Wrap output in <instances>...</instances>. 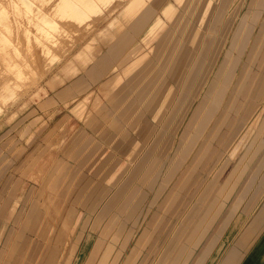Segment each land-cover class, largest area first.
Wrapping results in <instances>:
<instances>
[{
	"label": "rangeland",
	"instance_id": "374dc122",
	"mask_svg": "<svg viewBox=\"0 0 264 264\" xmlns=\"http://www.w3.org/2000/svg\"><path fill=\"white\" fill-rule=\"evenodd\" d=\"M130 1L0 0V264H165L168 257L166 264H219L225 257L223 264L264 206L260 172L248 189L264 147V0ZM147 6L159 31L141 39L154 36L152 46L167 31L154 52L171 77L169 87H155L161 98L151 109L162 108L155 133L127 157L94 133L132 132L125 108L116 111L105 95L123 66L116 37L105 32H115V20L127 29V18H142ZM183 19L192 41L176 29ZM176 45L182 55L169 62L167 49ZM86 46L91 60L82 67L75 56ZM86 139L96 145L83 147ZM220 199L208 228L205 212ZM241 217L244 225L227 239ZM186 248V259L178 258Z\"/></svg>",
	"mask_w": 264,
	"mask_h": 264
},
{
	"label": "crops",
	"instance_id": "0c3cea01",
	"mask_svg": "<svg viewBox=\"0 0 264 264\" xmlns=\"http://www.w3.org/2000/svg\"><path fill=\"white\" fill-rule=\"evenodd\" d=\"M127 19L129 20L127 29L126 28L124 29V26L121 23H119L117 20H115L112 23L115 26V32H112L110 30H107L105 32L109 36V41L114 39V37H116L114 51L118 54H121L122 63H123L122 64L123 66L120 68V71H118L114 75V77L108 82V87L105 95L106 96L108 95V101L112 103L113 108L116 111H118L121 108H125L123 110L125 117L123 118H125L126 127L129 128L132 132L128 131L125 133L122 131L123 133L120 132V134L118 135H113V134L110 135L109 133L102 132L101 131L102 128H101V130L94 129V133L96 136H100V138H107V141L109 142V146L113 150H116L118 153L125 154L126 151H128L125 155L129 157V154L133 153L135 149H140L142 147L141 142L143 135L149 134V136H151L155 133L154 120L157 119L158 117L159 118L161 117L162 108L160 109V112L158 114H155L154 110L152 111L151 109L152 105L154 104L160 92L159 90H155L154 88L155 87L161 88L164 86L169 87L170 84L169 78L171 77V75L169 72H167L166 64H163L160 58H156L154 52V48L158 40L161 37H163L167 31H165L159 37V39L154 43V45L150 46L149 43L152 41L154 36L149 40H147L146 42H144L141 39V35L147 30L150 23L154 19L152 18H127ZM91 53H92L91 47H87V46L83 47L81 51H78L76 53L75 57L79 60L80 63H82V67L86 66L87 63L91 60L90 58ZM101 64L102 62L99 63V66H101ZM113 69H116V67L114 66ZM75 71L76 70L74 69L73 73H75ZM140 71H142L143 73L142 75L143 79L141 85H139L137 81V74ZM129 99L130 102L127 103ZM88 120L89 119L85 121V124H89ZM143 123H145L146 125L145 124L143 125ZM147 125L153 127L152 133H149L148 131L149 127ZM191 133L194 132L191 130ZM167 142L170 144V139H168ZM86 145L92 147L96 145V142L92 141L91 139H86L83 142V147ZM263 150L264 147L261 149L259 155L256 157V159L253 162L254 165H256V163H261L259 164L261 167L259 166L260 169L254 175V178L251 181L248 189L250 187H253L255 183V177L259 172H260L259 175L261 174L262 177V183H263L262 186L264 185V160L263 158H261L262 154H260ZM84 157L82 159L83 162H81L80 164L84 163L85 160ZM174 159H176L175 163L178 162L177 161L178 159L176 157V152L174 154ZM247 163L248 162H246V164ZM246 164L244 165L245 166L244 169H238V171H235L236 173H234L233 176L234 183L229 190L225 189L223 194L224 197H228V195L231 194V192L237 185L238 181L240 180L241 176L243 175L246 169ZM116 165L119 166V162L115 163L113 166ZM240 168H242V165L240 166ZM175 170H172L171 173H173ZM250 172L251 170L247 171L243 180L247 179ZM107 174H110L109 171ZM170 178L163 181V185H165L164 183H167ZM248 189L246 191H248ZM257 192L258 194L260 193V195L262 194L259 189H257ZM220 201L221 199L218 202H216L214 205L209 207L205 212L203 221L204 222L207 221V223H209L208 228L211 226L212 222L215 220V218L217 217V215L221 210L222 205L220 207L219 204L221 203ZM228 221L229 220L227 218L226 222L223 225V230H225ZM243 225H244V219L242 217L236 219L234 223L229 226L228 232L226 234L227 236L226 238L229 239L233 234L239 231ZM262 225H264V206L258 211L257 215L254 216L252 220H250L248 225L239 232L238 237L236 238V241L233 244V247L227 252V254L229 252L230 253L228 254L223 264H239V263L264 264V231L260 239L257 242H255V244H253V248L245 256L243 253V251L246 250L247 247H249L250 242H252L251 239L253 235H255V233L260 229ZM178 242H181V240L179 239ZM222 247L223 246L220 245L217 249V252L218 250L222 249ZM217 252L215 253V255L211 257L210 259L211 261H213V259L216 257ZM188 253H189V248H186L184 253L181 254L178 258H183L185 256L184 258L186 259ZM208 255H210V253ZM169 259L170 257H168V259H166L165 262L168 263ZM221 262L219 264H221Z\"/></svg>",
	"mask_w": 264,
	"mask_h": 264
},
{
	"label": "bare ground",
	"instance_id": "6f19581e",
	"mask_svg": "<svg viewBox=\"0 0 264 264\" xmlns=\"http://www.w3.org/2000/svg\"><path fill=\"white\" fill-rule=\"evenodd\" d=\"M146 1V0H145ZM148 1H150V0H148ZM104 2V1H103ZM141 2H144V0H131L130 1V4H129V7H132L133 5H135V4H140ZM184 5H185V7L187 6V4H188V0H184ZM157 4V3H156ZM100 6V5H99ZM157 6V5H156ZM148 7V6H147ZM189 7V6H188ZM149 8V7H148ZM150 9V8H149ZM147 10L146 8H145V10H147V11H145V17L146 18H150V16H151V9L150 10ZM170 12H171V10H170ZM142 13V12H141ZM139 15V14H138ZM137 15V16H138ZM143 15V14H142ZM136 16V18H141V17H137ZM143 16V17H144ZM142 17V18H143ZM144 17V18H145ZM171 21H175V19H176V17L175 18H169ZM182 20V19H181ZM180 20V22L179 23H177L176 24V29H178L179 30V32H181L188 40H193V31H191V24H190V21H188V22H185V20L183 19V21H181ZM168 22V21H167ZM157 23H159L158 21L156 22V21H152L151 23H150V25H149V27L147 28V30H146V33H151V32H153V30H154V32L156 33L157 31H158V29H159V27H157ZM170 23V22H169ZM76 25V24H75ZM155 27H157L156 28V30H155ZM214 30V29H213ZM154 33V34H155ZM262 40V39H261ZM168 42V41H167ZM171 45V44H170ZM134 48V47H133ZM179 49H180V46L178 47L177 45H176V47L175 48H168L167 49V51L169 52V54H170V61L169 62H174L175 63V60H177V57H178V55H182L181 53H179ZM183 57V56H182ZM155 90H157L156 88H154ZM161 95H159L158 94V97L156 98V100H155V102L157 101V99L160 97ZM161 98V97H160ZM162 98H163V96H162ZM154 102V103H155ZM259 104V103H258ZM152 106H154V104L152 105ZM261 106V105H260ZM260 106L258 107V109H256V111L255 112H253V115L251 116V118L246 122V124H244L245 125V127H244V129H246L248 126H249V124L251 123V121L253 120V119H255L257 116H258V112H259V110H260ZM249 107V106H248ZM250 113V112H249ZM261 131H263V129L261 130ZM262 133V132H261ZM258 136H259V134H258ZM257 140V139H256ZM252 148V147H251ZM250 148V149H251ZM260 148V145H259V138H258V140L256 141V143L254 144V146H253V149L251 150V154L253 153V152H255L257 149H259ZM245 165V163H243L242 164V167ZM199 230V229H198Z\"/></svg>",
	"mask_w": 264,
	"mask_h": 264
}]
</instances>
